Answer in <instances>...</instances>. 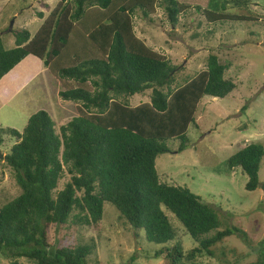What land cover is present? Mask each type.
I'll list each match as a JSON object with an SVG mask.
<instances>
[{
	"label": "trees",
	"instance_id": "obj_1",
	"mask_svg": "<svg viewBox=\"0 0 264 264\" xmlns=\"http://www.w3.org/2000/svg\"><path fill=\"white\" fill-rule=\"evenodd\" d=\"M254 1L223 0L197 6L195 12L213 25L262 23L256 15L227 11L229 4L240 10ZM158 4L172 28L191 9L174 0H57L46 17L37 14L42 23L33 35L10 31L14 48L4 49L0 38V81L32 57L58 81V97L78 106L76 117L57 130L44 111L30 116L22 132L0 129L16 139L4 162L20 191L0 207V259L87 264L92 245L51 244L48 232L67 224L96 229L105 203L129 227L142 230L147 242L161 247L154 256L162 255V264H202V257L219 261L225 255H215L217 243L231 235L246 239L237 228L219 231L217 211L187 188L159 182L155 160L171 153L166 141L177 139L176 153L184 150L199 100L222 99L236 84L224 78L230 64L210 54L202 72L175 87L177 68L133 31L136 9L147 18ZM146 91L147 103L128 105V98ZM263 156L264 147L253 143L226 162L230 171L244 172L247 191L259 186ZM64 174L69 180L58 190ZM162 208L195 243L191 249L185 251L177 241ZM250 264H264V253Z\"/></svg>",
	"mask_w": 264,
	"mask_h": 264
},
{
	"label": "rangeland",
	"instance_id": "obj_2",
	"mask_svg": "<svg viewBox=\"0 0 264 264\" xmlns=\"http://www.w3.org/2000/svg\"><path fill=\"white\" fill-rule=\"evenodd\" d=\"M0 38L4 49L14 48L10 31L24 29L33 35L57 0H0ZM7 1V3H6ZM191 7L186 16L179 17L176 27L166 19L164 6L157 5L154 14L144 18L141 11L133 14V31L153 52L177 68L175 87L194 78L206 68L208 55L230 64L224 78L236 84V89L224 98L204 96L198 104L195 122L186 131V146L176 153L180 141L169 139L166 146L171 153L155 160L159 182L187 188L218 213L219 231L237 228L245 235H231L217 243L215 255L225 259L216 261L202 257V264H250L264 253V156L261 159L254 191L245 190L247 177L240 169L229 170L226 162L238 148L248 144L264 147V0L252 2L247 9L229 4L230 13L253 14L262 23L208 24L195 7H208L223 0H174ZM231 1V0H227ZM41 62L25 58L0 81V129L22 132L28 118L46 112L55 126L67 124L76 117L78 106L58 97L60 86L49 72L40 70ZM40 70V73L36 74ZM150 91L128 98V105L136 107L149 101ZM0 207L19 194L12 171L4 157L16 139L0 134ZM69 180L58 184L61 190ZM176 232L177 241L185 251L195 243L184 234L173 215L162 208ZM211 233V235H213ZM49 243L71 246L92 245L87 264H162L163 256L154 254L161 247L145 240L142 230H134L119 217L109 203L103 205V215L96 229L72 227L51 228ZM166 244L165 247L171 246ZM222 260V261H221ZM221 261V262H220ZM0 264H11L0 259ZM17 264H30L18 259Z\"/></svg>",
	"mask_w": 264,
	"mask_h": 264
},
{
	"label": "crops",
	"instance_id": "obj_3",
	"mask_svg": "<svg viewBox=\"0 0 264 264\" xmlns=\"http://www.w3.org/2000/svg\"><path fill=\"white\" fill-rule=\"evenodd\" d=\"M2 2H3V1H0V4H1V5L3 4ZM6 3H7V1H6ZM0 8H1V7H0ZM0 11H2V10H0ZM43 67H44V66L41 64L40 70H43ZM44 68H45V67H44ZM40 70H39L36 74H34V75L39 74V73H40ZM44 71L48 72L46 68L44 69Z\"/></svg>",
	"mask_w": 264,
	"mask_h": 264
},
{
	"label": "water",
	"instance_id": "obj_4",
	"mask_svg": "<svg viewBox=\"0 0 264 264\" xmlns=\"http://www.w3.org/2000/svg\"><path fill=\"white\" fill-rule=\"evenodd\" d=\"M2 157L0 156V159H1ZM262 191H263V195H264V186L262 187Z\"/></svg>",
	"mask_w": 264,
	"mask_h": 264
}]
</instances>
